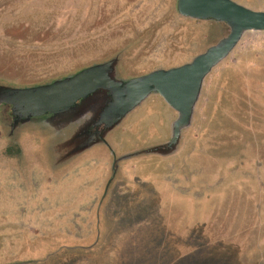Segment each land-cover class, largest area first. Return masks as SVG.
Returning <instances> with one entry per match:
<instances>
[{
	"label": "rangeland",
	"instance_id": "obj_1",
	"mask_svg": "<svg viewBox=\"0 0 264 264\" xmlns=\"http://www.w3.org/2000/svg\"><path fill=\"white\" fill-rule=\"evenodd\" d=\"M233 1L264 12V0ZM228 32L181 19L176 0H0V83L45 84L114 57L133 78L189 63ZM151 98L110 134L117 157L169 141L177 116ZM1 126L0 264H264V32L206 78L173 156L120 165L100 220L106 149L55 171L41 141Z\"/></svg>",
	"mask_w": 264,
	"mask_h": 264
},
{
	"label": "water",
	"instance_id": "obj_2",
	"mask_svg": "<svg viewBox=\"0 0 264 264\" xmlns=\"http://www.w3.org/2000/svg\"><path fill=\"white\" fill-rule=\"evenodd\" d=\"M176 11L183 18L224 24L229 30L228 35L190 63L179 67L159 69L130 79H116L113 74L116 60H111L47 84L3 89L0 105L11 106L12 114L17 119L28 120L57 115L96 94L106 99L99 113V121L110 129L120 124L148 97L156 95L177 115L171 125L170 140L121 160L174 154L183 132L191 126L205 79L233 53L244 35L264 32V12L250 10L231 0H177ZM103 143L114 157L107 143Z\"/></svg>",
	"mask_w": 264,
	"mask_h": 264
},
{
	"label": "flooded vegetation",
	"instance_id": "obj_3",
	"mask_svg": "<svg viewBox=\"0 0 264 264\" xmlns=\"http://www.w3.org/2000/svg\"><path fill=\"white\" fill-rule=\"evenodd\" d=\"M231 1H233V0H231ZM176 2H177V0H176ZM253 11H255V10H253ZM259 12H262V11H259ZM176 13H177V11H176ZM177 15H178V13H177ZM179 17L183 20H186L189 22H194V23H210V24H216V25L217 24L224 25L221 23L213 22V21H195V20L183 18L181 16H179ZM215 44H213V45H215ZM213 45H210L209 47H211ZM198 55H200V54H198ZM197 56H195V57H197ZM111 60H116V63L114 65V70H113L114 71L113 72L114 77L116 79H130V78L121 77V75H119V69H118L119 68V61H118L117 57L109 59L103 63H107ZM103 63H98V64H103ZM186 64H188V63H186ZM94 65H97V64H94ZM94 65H91V66H94ZM91 66H88L86 68H89ZM86 68H83L82 70H84ZM82 70H80V71H82ZM80 71H78V72H80ZM78 72H76V73H78ZM76 73H74V74H76ZM74 74H72V75H74ZM72 75H69V76H72ZM144 75H146V74H144ZM141 76H143V75H141ZM66 77H68V76H66ZM137 77H140V76H137ZM63 78H65V77H63ZM133 78H135V77H133ZM60 79H62V78H60ZM51 82H53V81H51ZM48 83H50V82H48ZM45 84H47V83H45ZM40 85H43V84H40ZM34 86H38V85H34ZM203 86H204V83H203ZM28 87H33V86H28ZM11 88H27V87H14V86H9V85H5L3 83H0V94H1V90L11 89ZM202 89H203V87H202ZM201 93H202V91H201ZM150 97H148L138 108H136L134 111H132L130 114H128L125 118H123L122 121L120 122V124H118L114 128H110V129H108L103 123H101L99 121L100 120L99 119V113H100V110L102 109V106L106 104V99L100 98L96 94L90 95L85 100L78 101L74 107H72L71 109H69L67 111L61 112L57 115H45V116H41V117L30 118L28 120L17 119L12 114L11 106L0 105V123L2 125L1 128H2V131L5 135V138L8 140H14V139H16V137L20 138L21 136H22L21 138H26V136H30V137H33L34 139H38L39 141H41V145H40L41 149H40L39 157H41V160L43 162L48 163L50 165V167H52V170H55V171L65 169L70 165L71 166L75 165V163H78L80 160H82L84 158L91 159L90 155H91V153L93 154L95 152V150L106 149L109 152V155L111 157V165H110L111 174H110V176H109L108 180L106 181V184L103 188L101 200H100L98 207H97L96 216H97L98 220H100V217H101L100 210L102 208V204H103L105 198L107 197V195H108V193L112 187L113 182L116 179L118 168L120 167V165L123 162H126L127 160H130L132 158H137V157H132V158L127 159V160L126 159L121 160V158H124L128 155H131V154L121 156V157H117L115 155L114 151H112L114 153V157H113L111 155L109 149L106 147V145L103 142H106L107 145L110 147V145L108 143V138H109L110 134L113 131H115L116 129H118L123 124V122L128 117H130L136 110L146 108V105L151 101H152V103H154L156 99H154V98L149 99ZM152 97H158V96L152 95ZM200 97H201V94H200ZM200 97H199L198 103L200 101ZM153 100H154V102H153ZM157 100H159V99H157ZM156 103L159 104L162 111H164V107L168 108L169 112L172 111L163 102V100L161 98H160V101L159 102L156 101ZM198 103H197V105H198ZM197 105H196V108H197ZM146 109H148V108H146ZM168 109H167V111H168ZM96 111H98L97 114H95ZM195 112H196V109H195ZM195 112L193 115V120H194ZM170 113H174L176 115V113L173 111ZM174 114H171V115H174ZM193 120H192V123H193ZM172 123L170 124V135H171ZM192 123H191V126H192ZM189 129H187L186 131L183 132L179 146L182 143V140L184 138L185 133ZM169 140H170V138H169ZM166 143H164V144H166ZM164 144H162V145H164ZM27 145H28V141H26L24 143H23V140L20 141L18 143L19 147L17 149V155H20L21 151L28 150L29 147H27ZM179 146H178V149H179ZM151 148H153V147H151ZM80 149H82V150L80 151ZM110 149H111V147H110ZM147 149H150V148H147ZM178 149L176 150V152L178 151ZM144 150H146V149H144ZM8 151H9V149H7V153L9 155H12V153H10ZM174 154H172L170 156H173ZM21 156H24V154L22 153ZM147 156H149V155H147ZM152 156H154V155H152ZM166 157H169V156H166ZM162 158H164V157H162ZM92 159L94 161V158H92ZM105 190H106V193H105Z\"/></svg>",
	"mask_w": 264,
	"mask_h": 264
},
{
	"label": "crops",
	"instance_id": "obj_4",
	"mask_svg": "<svg viewBox=\"0 0 264 264\" xmlns=\"http://www.w3.org/2000/svg\"><path fill=\"white\" fill-rule=\"evenodd\" d=\"M167 109H168V108L164 107V112H167V114H174V113H170V112H172V111L169 112V109H168V111H167ZM172 116H174V115H172ZM80 161H82V162H86V161L91 162V161H93V159H87V158H84V159H82V160H80ZM78 164H79V163H78Z\"/></svg>",
	"mask_w": 264,
	"mask_h": 264
}]
</instances>
